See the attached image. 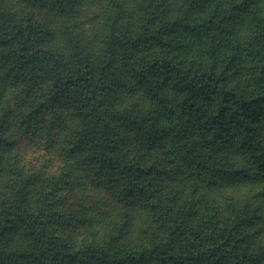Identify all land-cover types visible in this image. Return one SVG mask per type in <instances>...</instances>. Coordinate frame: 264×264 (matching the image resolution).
Listing matches in <instances>:
<instances>
[{
	"label": "trees",
	"instance_id": "16d2710c",
	"mask_svg": "<svg viewBox=\"0 0 264 264\" xmlns=\"http://www.w3.org/2000/svg\"><path fill=\"white\" fill-rule=\"evenodd\" d=\"M84 1L0 0V264H264V0H107L86 42Z\"/></svg>",
	"mask_w": 264,
	"mask_h": 264
},
{
	"label": "rangeland",
	"instance_id": "374dc122",
	"mask_svg": "<svg viewBox=\"0 0 264 264\" xmlns=\"http://www.w3.org/2000/svg\"><path fill=\"white\" fill-rule=\"evenodd\" d=\"M107 0H85L83 6L79 9L75 21L76 26L79 27L78 34L84 41H90L100 36L103 33L102 29V15L107 7ZM71 21V20H70ZM68 21L66 22L67 25ZM74 28V27H73ZM70 29V28H69ZM65 27V30H69ZM92 40V41H93ZM16 92L15 88L9 86L4 95V102L6 99L11 98ZM23 157H33L34 168L44 175H49L54 172L60 171V166L65 163L62 151H49L43 146L35 144H22ZM256 186H245L240 190L241 194L254 195ZM260 199L259 197L257 200ZM68 210L93 218L96 224L93 226L94 230H108L109 226H116L121 219H123L122 211L119 205L111 201L108 194L101 189L92 187L89 184H81V187L75 186L70 190L68 199ZM263 214H264V200H262ZM142 218L143 215L141 214ZM139 217H137L138 220ZM136 220V221H137ZM140 222V221H139ZM136 225H138V223ZM264 240V228L262 233Z\"/></svg>",
	"mask_w": 264,
	"mask_h": 264
}]
</instances>
